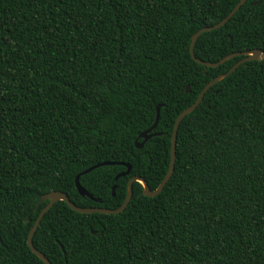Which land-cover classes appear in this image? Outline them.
I'll return each mask as SVG.
<instances>
[{
    "label": "trees",
    "instance_id": "1",
    "mask_svg": "<svg viewBox=\"0 0 264 264\" xmlns=\"http://www.w3.org/2000/svg\"><path fill=\"white\" fill-rule=\"evenodd\" d=\"M237 2L0 0V264H45L26 241L43 193L116 208L131 176L157 187L177 114L242 57L202 65L191 35ZM253 48L264 53V0H245L192 52L212 63ZM158 104V134L135 147ZM102 161L115 163L79 176L96 202L74 178ZM141 190L133 181L114 214L54 202L34 247L50 264H264V56L205 91L179 122L170 178L153 197Z\"/></svg>",
    "mask_w": 264,
    "mask_h": 264
},
{
    "label": "water",
    "instance_id": "2",
    "mask_svg": "<svg viewBox=\"0 0 264 264\" xmlns=\"http://www.w3.org/2000/svg\"><path fill=\"white\" fill-rule=\"evenodd\" d=\"M245 0H238V2L234 5V7L228 12V14L223 17L220 21H218L217 23L210 25V26H204L199 28L198 30H196L192 35H191V41H190V46H189V52L191 57L198 63L205 65L207 67H215L217 65H219L220 63H222L223 61H225L228 58H231L233 56L236 55H241L242 57L236 62L234 63L231 68L226 71L225 73H222L220 75H217L216 77L210 79L204 86L203 88L200 90V92L198 93L196 99L194 102H192L190 105H188L187 107H185L184 109H182L176 116L174 123H173V128H172V133H171V139H170V154H169V163H168V167L167 170L164 174V176L162 177L161 181L158 183L157 187L154 189H150L145 180L142 179L140 176H131L128 181H127V190H126V195L124 197L123 202L121 203L120 206L116 207V208H106V207H79L77 205H75L74 203H72L69 199L68 196L66 195V193L62 192V191H58V190H53V191H49L46 193H43L42 195H40L35 203V206L33 208V211H35L39 204L43 201H47L46 205L44 207H42V209L40 210V212L38 213L33 225L31 226V228L28 231L27 234V245L30 248V250L37 255L45 264H50V262L48 261V259L38 250L34 247L33 243H32V235L34 230L36 229L42 215L44 214V212L56 201L58 200H63L71 209L75 210L76 212L79 213H92V212H98V213H105V214H114V213H118L120 211H122L125 206L127 205V203L130 200V197L132 195V182L133 181H138L141 183L142 185V190L141 193L145 196H149V197H153L155 195H157L163 188V186L165 185V183L168 181V179L170 178L172 171H173V165H174V159H175V140H176V132H177V128L179 125L180 120L183 118V116H185L187 113L191 112L197 105L198 103L201 101L205 91L211 86L213 85L215 82L221 80L222 78H224L225 76H227L230 72H232L239 64H241L242 62L248 61V60H252V59H259L262 58L264 56V53L262 52L261 49L258 48H253V49H249V50H244V51H237V52H233L230 54L225 55L224 57L220 58L218 61L215 62H206L204 60H201L197 57H195L193 55L192 52V48L194 45V42L196 41L198 35L204 31L210 30V29H214V28H219L220 26H222L234 13L235 11L239 8V6L244 2ZM189 86L186 85L185 91H188ZM159 107L160 105H156L155 107V120L154 123L147 129H145L144 131L140 132L138 134V137L142 138V140L140 142H136L135 141V147L140 148L143 146V143L152 135H156L158 134L157 132H150L154 126L157 123L158 120V114H159ZM115 162L113 161H102L96 164H93L87 168H85L84 170H82L81 172H79L78 174L75 175L74 178V183H75V187L78 191V193L82 196H87L90 199L99 202L100 200L98 198H94L90 193H88L80 184H79V176L81 174L87 173L90 170L94 169L95 167L101 166V165H108V164H113ZM126 166V170L123 172H119L114 176V180H116L119 176L125 175L127 173H129L130 170V166L128 164H124ZM114 189H115V185L111 186V194H114ZM24 221L28 220V217L25 216Z\"/></svg>",
    "mask_w": 264,
    "mask_h": 264
}]
</instances>
